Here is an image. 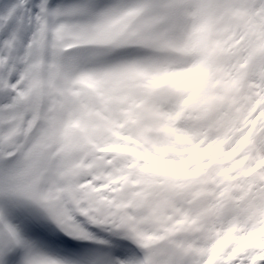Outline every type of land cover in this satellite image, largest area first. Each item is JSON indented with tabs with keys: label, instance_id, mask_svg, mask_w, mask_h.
I'll use <instances>...</instances> for the list:
<instances>
[{
	"label": "snow or ice",
	"instance_id": "1",
	"mask_svg": "<svg viewBox=\"0 0 264 264\" xmlns=\"http://www.w3.org/2000/svg\"><path fill=\"white\" fill-rule=\"evenodd\" d=\"M0 264H264V0H0Z\"/></svg>",
	"mask_w": 264,
	"mask_h": 264
}]
</instances>
